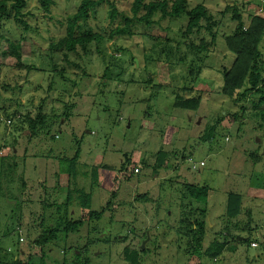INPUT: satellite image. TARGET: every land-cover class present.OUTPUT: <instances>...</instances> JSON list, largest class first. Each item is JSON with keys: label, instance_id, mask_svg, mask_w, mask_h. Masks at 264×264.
Returning a JSON list of instances; mask_svg holds the SVG:
<instances>
[{"label": "rangeland", "instance_id": "1", "mask_svg": "<svg viewBox=\"0 0 264 264\" xmlns=\"http://www.w3.org/2000/svg\"><path fill=\"white\" fill-rule=\"evenodd\" d=\"M25 1L29 30L9 21L0 31V45L22 42L25 66L0 67V264L27 258L49 227L58 234L44 246L46 264H74L78 253L89 264H129L125 248L143 252L140 264H264L262 108L250 95L242 111L218 91L235 60L221 43L236 29L232 12L264 18V0H188L206 5L221 23L218 48L209 46L207 59L182 35L183 19L159 14L153 26L135 21L133 36L110 39L120 24H110V5L133 19L134 0H104L89 26L102 39L68 61L51 46L83 0H52L50 16L42 0ZM203 39L210 41L203 33L191 42ZM191 99L199 100L197 109L177 106ZM41 112L56 121L32 136ZM65 112L70 118L61 119ZM159 153L169 156L155 171ZM2 158L14 159L17 171ZM192 186L206 187L208 201L193 199ZM76 190L91 196L92 212L105 208L100 221L82 210ZM229 194L241 195L244 205L232 221ZM66 221L83 225L68 233ZM217 241L225 246L213 259L205 250Z\"/></svg>", "mask_w": 264, "mask_h": 264}, {"label": "trees", "instance_id": "2", "mask_svg": "<svg viewBox=\"0 0 264 264\" xmlns=\"http://www.w3.org/2000/svg\"><path fill=\"white\" fill-rule=\"evenodd\" d=\"M54 2L52 0H42V7L46 15L50 16L51 7ZM104 4V0H83L79 5L76 13L70 15L66 21L65 35L56 42L52 43L51 50L54 55H63L68 61V57L72 54L78 56L80 51L85 55H88L89 48L93 42L101 40L102 36L95 33L90 26V22L94 18L97 11ZM27 3L25 0H0V31L3 29L5 23L9 21L14 22V25L21 27L25 31L29 30V25L24 20ZM111 9L108 13V19L111 25H114L120 21V24L111 31L110 39L116 37L133 36L130 31V27L136 21L138 24L153 26L155 24L154 17L156 15L161 16V20L169 21H182L186 22L183 27L182 35L189 41V46L199 53H206L207 59L212 53L208 47L213 49L218 48L219 28L221 23L216 16L207 8L203 3L191 6L188 0H153L146 3L145 0H134L131 6V12L133 19L121 14L115 5H110ZM229 10V9H227ZM232 20L237 23L236 29L231 35H223V44L226 45L228 52L235 56V60L232 66L225 69L222 72V83L219 87V93L232 100L235 105L239 106L242 111L246 109L244 103L249 99L250 95L256 96L255 107H261V115L264 119V56L261 47L264 45V18L259 16H251L246 20L238 11L234 10ZM205 33L210 41L203 39L200 46H197L194 41L191 42V38L194 35H201ZM22 42L20 40L12 42L6 40L4 45H0V67L24 70V64L22 61ZM56 53V54H55ZM59 53V54H58ZM228 55V53H227ZM206 62V61H205ZM205 69H208L205 65L201 66L197 71V77L200 78L203 75ZM28 70H31L29 67ZM56 70V68H55ZM108 70V69H107ZM106 70V71H107ZM177 104V103H176ZM199 100L191 99L183 103H178L177 106L184 110H195L198 108ZM45 117L41 112L38 119L33 123V134L35 136L37 131L48 132L53 127V122L56 118ZM69 117L65 112L61 119ZM14 119L13 116L9 117ZM70 118V117H69ZM224 118V116H221ZM68 119V118H67ZM66 119V120H67ZM215 128H211L208 137L215 133ZM212 135V136H213ZM207 137V138H208ZM15 158V152L12 153ZM168 154L159 153L157 157V163L155 171L163 169L168 160ZM79 154L75 155L74 160H77ZM6 159H1V165L10 170V173L17 171L18 164L13 160L8 164H5ZM97 174H92V179L95 180ZM188 192L193 199L198 202L205 203L208 201L209 190L206 187H189ZM80 206L84 212L90 210L91 196L80 193L76 190ZM71 200L70 192L67 195L66 204ZM243 197L237 194H229L227 201L226 217L229 220H235L243 213ZM105 208L98 212H92L90 210L89 217L95 219L93 221H100L105 213ZM83 223L66 221L65 231L77 232ZM95 231V229H94ZM57 229L49 227V232L45 233L35 245L31 246V254L24 258V260H16L17 264H46V251L44 246L51 241H55ZM26 243V242H25ZM225 244L217 241L210 249L205 250V253L210 258L216 259L222 252ZM34 249H37L34 251ZM39 249V250H38ZM33 253V254H32ZM35 253V254H34ZM139 253H143L140 250H132L125 248V259L129 264H140ZM23 262V263H22ZM74 264H89V257H82L81 253H78Z\"/></svg>", "mask_w": 264, "mask_h": 264}, {"label": "built area", "instance_id": "3", "mask_svg": "<svg viewBox=\"0 0 264 264\" xmlns=\"http://www.w3.org/2000/svg\"><path fill=\"white\" fill-rule=\"evenodd\" d=\"M263 3H264V1H263ZM261 11H263V9H262ZM6 122H7V124L9 125V124L11 123V120L6 121ZM203 166H205V164H204V163H201V164H200V167H203ZM192 168H193L194 170L197 169L196 165H193ZM16 232L18 233L19 243H25L26 241H25V239H24V237H23V232H22L21 228H17V229H16ZM3 240H4V237H3L2 233H1V230H0V245H1V242H2ZM254 246L257 247V245H254ZM8 252H12V250L9 249Z\"/></svg>", "mask_w": 264, "mask_h": 264}, {"label": "water", "instance_id": "4", "mask_svg": "<svg viewBox=\"0 0 264 264\" xmlns=\"http://www.w3.org/2000/svg\"><path fill=\"white\" fill-rule=\"evenodd\" d=\"M147 236H148V239H150V238H149V234H148ZM148 239H147V240H148ZM145 244H146V241H145V242L143 243V245H142V250L145 248Z\"/></svg>", "mask_w": 264, "mask_h": 264}, {"label": "crops", "instance_id": "5", "mask_svg": "<svg viewBox=\"0 0 264 264\" xmlns=\"http://www.w3.org/2000/svg\"><path fill=\"white\" fill-rule=\"evenodd\" d=\"M66 185H67V184H65V186H66ZM65 186H64V187H65ZM59 187H61V186H59ZM243 206H244V205H243Z\"/></svg>", "mask_w": 264, "mask_h": 264}]
</instances>
